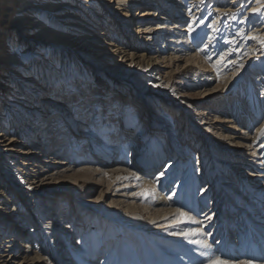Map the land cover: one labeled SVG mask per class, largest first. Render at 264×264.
I'll return each instance as SVG.
<instances>
[{
	"label": "bare ground",
	"instance_id": "1",
	"mask_svg": "<svg viewBox=\"0 0 264 264\" xmlns=\"http://www.w3.org/2000/svg\"><path fill=\"white\" fill-rule=\"evenodd\" d=\"M58 28H64L62 33ZM248 68L255 69L256 81L244 93L241 89L248 79L241 76ZM142 71L149 79L159 74L181 78V87L197 89L201 99L210 91L219 92L223 101L208 109L224 117L218 121L216 114H210L211 125L198 128L197 135L210 155L220 153L210 161L211 171L222 174L228 165L232 172L249 170L252 174L243 182L262 185L257 191L264 188V121L251 130L254 117L264 109V0H0V264H45L47 259L39 254L42 238L68 244L75 233L60 219L59 198L50 203L47 196L56 190L57 182L71 183L75 164L84 161L77 166L81 174L112 177L106 195L110 206L122 205L127 212L136 199L152 210L141 227L157 232L158 238L170 236L166 235L170 226L206 222L204 215L170 224L184 213L173 200L189 172L182 162L180 184L166 195L162 192L172 185L166 175L181 157L172 145L184 153L190 149L181 146L183 137L170 140L167 135L163 140L158 126L172 124L165 108L158 121H151L148 113L159 102H139L123 84L137 80ZM70 90L76 95L67 98ZM112 90L120 95L119 102ZM183 101L190 108L196 103L188 96ZM135 124L139 133L127 135L125 130ZM208 129L217 131L219 150L207 141ZM110 133L112 138L107 137ZM124 134L128 138L122 141ZM232 149L237 152L231 153ZM164 155L171 159L154 178L135 162L152 165L164 160ZM201 157L206 158L204 153L194 157L200 179ZM98 161L124 166L101 170L92 165ZM227 177L231 179L230 174ZM200 190L201 197L208 196L210 184ZM194 228V233L202 232ZM172 236L190 244L183 234ZM88 239L85 230L75 243L81 248L69 249L75 260L104 264L113 256V264L119 262L120 240L118 253L112 242L107 259L93 260L84 251ZM104 239L98 238V253L106 249Z\"/></svg>",
	"mask_w": 264,
	"mask_h": 264
},
{
	"label": "rangeland",
	"instance_id": "2",
	"mask_svg": "<svg viewBox=\"0 0 264 264\" xmlns=\"http://www.w3.org/2000/svg\"><path fill=\"white\" fill-rule=\"evenodd\" d=\"M58 29H60L58 32L62 33L61 31L64 28ZM65 35L71 36L73 34L66 32ZM76 59L81 62L80 58ZM89 68L93 69L91 67ZM146 68L147 65H144V69ZM146 75L149 74L142 71V74L138 75L137 80L133 82L126 81L123 84L127 85L130 90H133L132 93L138 97V101L141 100L144 103H149L150 100L158 101L159 104H163L159 105L155 103L156 106L150 109V112L153 113L149 112L148 118L151 121H158L159 117H161V108H165L166 110L164 109V111L166 112L165 115L167 116V120L170 119L172 124L171 122L169 123V125L171 124L170 128L169 125L167 126L165 123L158 126V130L164 136L163 140L167 139V135L170 137L168 138L170 140L173 139V136L183 137L182 141L180 140L181 146L188 145L187 147L190 149L184 153V151L179 150L177 146L172 145L174 153L180 154L181 157L177 158L179 165L171 171V174L168 173L169 175H166L167 178L165 180L167 182L170 177L172 178V185L162 192L166 195L173 187L180 184L183 179L184 166H182V162L188 164L186 168H188L187 170L189 172L186 178L187 181L181 184L173 200L175 204L174 207L182 210L186 214L183 213L181 218H174L170 221V224L173 225V223H178L176 221H184L185 223L192 219V216L199 220V218L204 215H206V218L204 217L206 222H203L202 225L193 226L192 224L190 227L184 224L185 226L182 225V228H179V226H170L167 229L168 234H166L170 236H165L164 239L158 238L157 232L149 228L145 230L146 228L141 227L143 226L141 223L143 222L142 219L146 220V218L152 214V210H148L142 201L136 199L132 201L135 203L134 207L127 212L124 211L122 205L118 207L110 206L106 195L112 184V177H106L103 174L98 176L81 174L77 170V166L87 163L84 161L80 164H75L71 172V177L73 178L71 183L57 182V184L53 185V189L56 190L51 191L50 193L52 194L47 196L51 197L47 199L50 203L59 198V203L62 208L60 219L64 223V226L72 230L75 235L68 237V244L62 239H57L58 241L53 243V241L49 242V239L42 238L45 241L39 254L41 257L47 259L44 263L86 264L82 262V260H75L74 256H71L69 249L81 248L80 245L75 246L76 239L78 237L80 238L84 231L87 230L89 239L87 241L88 245L85 244L87 248H84V251L86 250V252L94 257L93 260H99L105 257V259H107L109 256L108 252H106L107 247L108 249L112 247V242H115L116 253H118L116 242L120 240L119 248L121 249V254L117 264H215L217 257L220 258V261L226 262V264L236 263L239 260H247L253 264H264V188L257 191L256 188H261L262 185L251 186L243 182V178L245 180L246 176L252 174L249 170H247L245 174H243V171L232 172L231 166L228 165L225 169L226 173L223 172L221 174L219 170L218 172L214 170L211 171L210 161L218 158L220 153L216 151L213 155H210L205 143L202 140L200 141L197 137V135H199L198 128L211 125L212 118L209 115L214 112H209L208 108L223 101L221 98H218L220 93L210 91L207 98L201 99L196 93L197 89H188L185 91L183 87H181V84L184 82L181 78L174 80L172 77H164V75L159 74L149 79V76L146 77ZM255 76V69L253 68H248L244 71L241 77L247 78L248 84L246 83L241 91L243 90L244 93L246 92L247 86H250V84L256 81ZM216 84L217 81L210 86V88L214 87ZM104 91L103 89V93H101L102 96ZM116 92L117 91L112 90V97H115L116 99H113L119 102L120 100L117 99L120 95H117ZM71 93L73 96L76 95L73 90H70L66 97L69 98ZM179 95H182L180 96L181 98L178 97ZM187 96L196 100V103L193 104L191 108L187 105L186 101H183ZM130 97H132V95H130ZM151 103L154 104L153 102ZM236 106H238V104H236ZM204 111H206L207 114H205ZM216 116L219 117L218 121H221V118L224 117L221 114H216ZM263 121L264 109H261L258 115L253 119L251 130L263 124ZM201 122L206 124L201 126ZM216 123L217 122H214V124ZM143 125L145 126V124ZM144 126L142 128H144ZM125 131L127 135L128 133L137 134L140 129L135 124L134 128ZM215 133L217 134L216 130L208 129L206 133L208 137L206 139L212 144L213 149L219 150V148H222V145L215 139V137H217ZM219 133L224 135L222 132ZM111 136L112 134H108L107 137L112 138ZM126 137L128 138V136L124 134L122 141H124ZM115 138L117 137H113V139ZM108 141L110 140L108 139ZM199 147H203L201 151L198 150ZM125 148L127 149L126 146ZM232 152H237V150L232 149L231 153ZM197 153H204L206 157L205 159L202 158L203 155L201 157V179L205 177L203 181L198 178L197 169L195 167L197 161L194 157ZM125 154L128 155L127 153ZM164 158L165 159L160 162L154 161L152 165L147 166L137 159L135 162L140 168L143 167L145 170L149 171L150 178H154L156 172L161 169L163 170L167 162L171 159L169 155H164ZM92 165L100 167L101 170H105L110 166H117L120 168L124 166L116 163H111L107 166L104 161L92 162ZM75 170L79 173L75 172ZM213 173H218V176L217 174L214 176ZM229 174L231 175V179L227 177ZM206 184H210V193L208 196L204 195L201 197L200 189ZM130 191L134 192V189ZM75 192L78 194L75 195ZM69 214L71 215V219H68ZM47 220L48 218L45 219V221ZM88 220H91L93 224L89 225ZM205 224L206 227H204ZM194 227L202 229V232L199 231L194 233ZM125 230L127 231L126 234ZM192 233L194 235H192ZM174 234L185 235L183 238L190 241V244L179 242L182 238L177 239L172 236ZM139 236L140 238L143 237L142 242L139 240ZM194 236L195 239H193ZM98 238L107 239L103 241L107 246L104 247L106 249L102 253H98L99 251L96 249L99 247ZM123 238L126 240L123 241ZM169 240L172 241L170 245L168 243ZM100 249H102V246ZM64 252L69 254L68 257L64 255ZM116 255L117 254H115L114 257ZM65 260L66 262H64ZM113 261L114 258L112 256L110 261L106 262L105 260L104 264H113ZM101 262H103V260Z\"/></svg>",
	"mask_w": 264,
	"mask_h": 264
},
{
	"label": "snow or ice",
	"instance_id": "3",
	"mask_svg": "<svg viewBox=\"0 0 264 264\" xmlns=\"http://www.w3.org/2000/svg\"><path fill=\"white\" fill-rule=\"evenodd\" d=\"M262 132H264V130H262ZM215 264H226V262H224V261H220V260H217V261L215 262Z\"/></svg>",
	"mask_w": 264,
	"mask_h": 264
}]
</instances>
